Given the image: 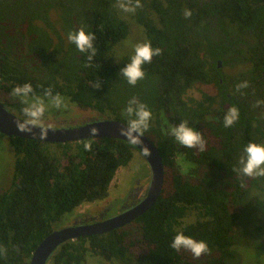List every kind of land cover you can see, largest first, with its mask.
Listing matches in <instances>:
<instances>
[{
  "label": "trees",
  "instance_id": "obj_1",
  "mask_svg": "<svg viewBox=\"0 0 264 264\" xmlns=\"http://www.w3.org/2000/svg\"><path fill=\"white\" fill-rule=\"evenodd\" d=\"M141 4L128 17L120 13L117 0H0V99L23 113L25 105L12 92L30 83L31 97L48 98L45 90L51 89L53 95L127 123L125 108L136 98L152 113L144 134L156 144L165 166L157 201L138 216L141 235L117 228L82 236L63 243L51 264H82L89 256L121 264H230L226 259L235 255L232 247L258 218L251 192L257 180L234 172L241 155L219 153L240 151L264 137V0ZM185 10H191V17H185ZM134 24L143 27L147 43L161 54L143 65L144 78L132 86L119 72L133 54L116 58L114 47ZM81 28L95 34L92 61L68 40L70 32ZM225 66L243 68L228 74ZM244 82L248 86L237 90ZM211 84L217 93L199 87L200 97L190 95ZM231 107L239 109V119L226 128L224 116ZM164 119L173 127L187 122L202 133L205 150L177 143L166 134ZM8 138L15 172L12 186L0 192V248L6 250L0 264H29L62 219L107 196L117 170L131 161L134 145L112 137L83 139L61 144V154L54 155L49 142ZM85 143L92 144L91 151ZM180 158L191 164L189 172ZM191 213L204 221L182 228V218ZM179 232L207 242L210 253L195 258L171 248Z\"/></svg>",
  "mask_w": 264,
  "mask_h": 264
},
{
  "label": "clouds",
  "instance_id": "obj_2",
  "mask_svg": "<svg viewBox=\"0 0 264 264\" xmlns=\"http://www.w3.org/2000/svg\"><path fill=\"white\" fill-rule=\"evenodd\" d=\"M118 8L125 13H135L137 8L142 7L141 0H117ZM186 18L191 17V10H185ZM68 40L73 43L77 50L87 55L88 61H92L96 56V48L94 46L95 34L86 32L83 28L78 31L70 32ZM161 49H153L151 43H140L134 46V54L130 62L120 70V74L127 80L129 85L135 86L145 76L143 65L150 63L154 56L160 55ZM100 87L99 83L95 85ZM247 82L237 85V90L247 87ZM33 93V87L30 83L18 85L13 89L12 95L21 99L25 105L23 108V119L17 121V127L22 132H32L34 128L41 130L40 136L44 138L47 134V129L44 127V117L46 113V105L43 99L36 98L29 102V98ZM45 96L48 97L52 106L60 108L64 105L65 100L58 93L53 95L51 89L45 90ZM127 116L126 127L120 129L121 135L127 137L132 144H137L140 141L143 133L149 128V122L152 118V113L147 109L146 105L139 103L136 98L129 101L125 108ZM239 119V109L231 107L224 116V127H232ZM95 134V129L92 130ZM175 138L176 142L185 148H198L200 151L205 150V141L202 133L190 127L187 122H182L177 126L172 127L166 132ZM84 149L92 150L91 143H85ZM147 154V152H145ZM239 167L233 168L235 173L242 177L255 178L264 183V144L250 142L245 145L243 154L239 159ZM243 187L244 184L242 183ZM170 247L180 251L181 249L191 252L195 258L201 257L205 253H210L207 242L196 240L193 237L179 232L173 238ZM0 254H6V250L0 248ZM260 264H264V257H261Z\"/></svg>",
  "mask_w": 264,
  "mask_h": 264
},
{
  "label": "water",
  "instance_id": "obj_3",
  "mask_svg": "<svg viewBox=\"0 0 264 264\" xmlns=\"http://www.w3.org/2000/svg\"><path fill=\"white\" fill-rule=\"evenodd\" d=\"M21 119L23 117L16 114L0 100V132L6 136L15 135L46 142L80 141L101 137H112L128 141V138L120 133V129L126 127V123L109 117H101L89 121L84 125L71 128L56 129L54 127L44 126L47 129V134L44 138H41V130L38 128H34L32 132L20 131L17 127V121ZM93 129H95V134L92 133ZM134 145L142 150L145 159L152 169V183L148 198L138 206L126 210L115 217H108L99 222L91 220L88 223L81 222L80 224L54 229L39 244L29 264H48L63 243L82 236L105 233L122 227L137 218L157 201L164 184L165 176V166L162 156L154 141L144 133L139 143Z\"/></svg>",
  "mask_w": 264,
  "mask_h": 264
},
{
  "label": "flooded vegetation",
  "instance_id": "obj_4",
  "mask_svg": "<svg viewBox=\"0 0 264 264\" xmlns=\"http://www.w3.org/2000/svg\"><path fill=\"white\" fill-rule=\"evenodd\" d=\"M221 66H222V62L220 61L219 67H221ZM225 67L226 68H236V67H241V66H235V67L225 66ZM225 67H222L223 72L228 73L226 70H224ZM234 73H236V72H234ZM228 74H231V73H228ZM221 82L223 83V80H221ZM204 86H206L210 89V90L205 89L207 92L215 94L219 91V89L216 85H212V84L211 85H201V86H198L197 88L192 90L193 94H197V95H193V96L200 97L201 93L199 91V87H204ZM71 104L73 106H76L79 110H83V111L91 110L94 112V115L91 117L87 116L86 118H84L82 120H77L76 117L73 116V113L75 112V110L70 106L66 108L67 109L66 111L60 110V114H57L55 109L51 110L50 112H48V110H46L45 117H44V126H50V127L56 128V129L71 128V127H77V126L84 125L89 121H93V120L100 118L101 116L102 117H104V115L106 116V113H103V112L98 111L96 109L85 108V107H82L75 102H71ZM7 107L10 108L12 111H14L16 114H18L19 116L23 117V113H21L17 107H13V106H7ZM96 114L99 116L98 117L95 116ZM168 123L170 124V122H168ZM198 123H199V120L197 119L195 121L194 126L196 127V125ZM169 124H165V125H167L166 128L171 129L173 126L171 124L170 125ZM169 126H171V127H169ZM3 135H5V134H3ZM7 137H9V136H7ZM8 141H9V138H8ZM68 142H75V141L50 142V143L65 144ZM255 143L264 144V137L259 138ZM219 148H221V147H219ZM242 154H243V149H241L240 151L236 150L234 152H229V154H225L222 152L219 153V155H242ZM138 155L141 156L140 160L138 159ZM178 155H185V154L180 153ZM143 157H145V156H144V153L142 152V150L134 145L133 157H132L131 161H133V159L134 160L138 159L139 161H141ZM137 164H139V163H137ZM134 165H136V163ZM256 180H257L256 183L258 185L254 189H252L251 192H253L254 205L258 208V210H257L258 218L251 221L250 226H248V229H246L247 234H245L242 241L239 243H236L232 247L234 249L235 255L232 258L226 259V262H228L230 264H241V263H238V261H240L239 259L241 256V253L239 251V248L241 246H245L246 244H249L251 242V240L254 241L256 239L261 240V242L264 243V206H263V204L260 206V203L258 202V199H259L258 196H261V197L263 196V198H264V183H262L258 179H256ZM151 183H152V169L150 168L148 162H146V165H144L142 170L139 168V166H135L134 168H132V176L129 180V183L126 186L119 185V188L115 192H111L108 190L109 192H108L106 197H104L101 200H98L99 202L94 203V205H96V207H98V209H96L95 211H91L90 209H88L86 211H82L75 216L72 215V216H74L73 219H70V217H67L65 219V225H63L59 228L74 225V224H80L81 222L88 223L91 220L95 221V222H99V221L105 220L108 217H115V216L121 214L122 212H124L126 210H130V209L138 206L146 198H148ZM244 183H246V181ZM249 183H250V181H249ZM244 187H245V185H244ZM190 215H192L194 217V219L187 221L186 218H187V216H190ZM198 220L204 221V218L199 217V215L196 213L188 214V215H186V217L182 218V221H183L182 228L186 224L196 223ZM141 226H142V222L140 220H138V217H137L134 220H132L131 222H129L128 224H126L122 227H118V228H124L125 230H131L134 233L141 235L142 234ZM257 242L258 241H255V243H257ZM48 264H51V262ZM109 264H121V263L117 260H112Z\"/></svg>",
  "mask_w": 264,
  "mask_h": 264
},
{
  "label": "rangeland",
  "instance_id": "obj_5",
  "mask_svg": "<svg viewBox=\"0 0 264 264\" xmlns=\"http://www.w3.org/2000/svg\"><path fill=\"white\" fill-rule=\"evenodd\" d=\"M118 9L120 13H122V15H128V17H130V13H125L120 8ZM53 18L54 19L57 18V15L55 13H53ZM131 21L134 22V20H131ZM134 25L135 27L132 29L130 35L125 40L119 42L114 47V55L116 58H120L128 54H134V46L136 44L147 43V37H146L143 27L136 25V24ZM242 68L243 67H236V68H226L225 67L224 70H226L228 73H234V72L240 71ZM201 88L204 90L205 89L210 90L206 86L201 87ZM190 95H197V94H193V91H192ZM36 98H40L44 100L45 105H46V110H48V112L55 109L57 114H60V110L66 111L67 110L66 108L70 106L75 110V112L73 113V116L76 117L77 120H82L86 118L87 116L91 117L94 115V112L91 110L89 111L79 110L76 106H73L71 104L69 99L65 97H63L65 100V103L60 108H56L52 106L51 103L49 102V99L46 97H31L30 96L29 102H32ZM95 116L98 117L99 115L96 114ZM104 117H107V115L106 116L104 115ZM164 124H169L166 119H164ZM49 148L52 152H54V155H60L64 147L61 145V143H51ZM140 158L141 156L138 155L139 160ZM138 159L137 160L133 159V161H131L127 166H123L117 170L113 180L111 181L109 185V191L115 192L119 188V185L126 186L129 183V180L132 176V168H134L135 166H139V168L142 170L144 165H146L147 160L145 159V157H143L141 161H139ZM14 162H15L14 148L8 141V137L0 133V192H3L9 189L13 184V178H14V172H15ZM180 162L182 164L183 170L188 172L191 168V164L187 162L186 160H183V158H180ZM135 163L136 165H134ZM258 198H259L258 202L260 203V206L262 204L264 206L263 196L262 197L258 196ZM96 202H99V201L85 203L79 206L73 212L69 213L64 219H62V221L56 225V228H59L65 225V219L67 217H70V219H73L75 215H77L78 213L82 211H86L88 209H90L91 211H95L96 209H98V207L94 205V203ZM186 219L187 221H190V220H193L194 217L190 215V216H187ZM255 241H258V242L255 243ZM239 251L242 257L240 256V259H239L240 261H238V263L260 264L261 257H264V243L258 239L254 241L251 240L249 244H246L245 246H241L239 248ZM109 263L110 262L105 260L103 257L89 256L87 257V260H85V262H83L82 264H109Z\"/></svg>",
  "mask_w": 264,
  "mask_h": 264
}]
</instances>
